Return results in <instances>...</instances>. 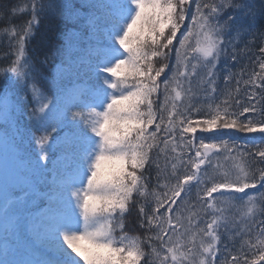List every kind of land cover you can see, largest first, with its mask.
I'll use <instances>...</instances> for the list:
<instances>
[{"label": "snow or ice", "instance_id": "1", "mask_svg": "<svg viewBox=\"0 0 264 264\" xmlns=\"http://www.w3.org/2000/svg\"><path fill=\"white\" fill-rule=\"evenodd\" d=\"M192 4L4 6L0 18H28L0 29V264H264V147L248 151L223 131L264 134V46L251 70L230 66L241 33L255 26L242 20L255 13L245 0ZM47 17L86 33L83 86L62 87V46L30 51ZM25 110L39 133L26 170L15 163L24 159ZM57 149L64 163L49 183ZM133 209L142 234L126 230ZM10 237L35 258L8 259Z\"/></svg>", "mask_w": 264, "mask_h": 264}, {"label": "trees", "instance_id": "2", "mask_svg": "<svg viewBox=\"0 0 264 264\" xmlns=\"http://www.w3.org/2000/svg\"><path fill=\"white\" fill-rule=\"evenodd\" d=\"M21 2V0H0V13L4 12L5 5H11ZM70 3L79 6L80 0H69ZM245 2L251 4V11L255 13V20L253 21L251 16L244 17L242 24L247 26L254 23V27L247 32H242L237 41V49L239 51L238 61L235 64L230 65L232 71H238L241 67L247 66L249 70L252 69L253 65L251 61H254L257 56L260 55L258 49L264 46V0H245ZM192 11L195 9V0L191 5ZM27 16H3L0 18V29H3L9 24H20L25 21ZM191 21V14H189L188 19L185 21V26H187ZM184 28H181V32ZM83 30L78 24H74L66 19H60L56 17H47L41 20V23L36 30V35L31 40L29 45L30 51H33L34 55L41 56L45 51H47L52 45L62 46L64 51L63 54L58 57L55 61V66H59L62 70L61 85L63 88L71 90L77 85L83 86L86 83V78L84 72L81 69L80 60L82 57L87 55V42L84 41ZM7 51L6 45L0 43V63L4 62V53ZM175 62V56H172V63ZM220 67H223V62H221ZM49 72L55 75L54 65H49ZM163 78V77H162ZM246 78V77H245ZM50 79V77H48ZM2 84V81H0ZM219 87L223 89V81H218ZM234 86V85H233ZM52 91H55L53 89ZM257 91H259L257 89ZM51 95V93H49ZM241 97H244L243 86L241 88ZM246 102V101H245ZM29 113L25 110L22 117L21 127L25 129V139L23 143V148L21 149V154L24 159L22 161H15V163L23 169H28L31 167V163L35 161V153L39 151L36 147L34 138L38 136L39 133L36 132V125L34 121L28 120ZM25 122L27 124L25 125ZM4 127L3 120H0V130ZM30 128L29 133L27 129ZM225 132L224 138L235 141L238 145L245 147L248 151H252L254 146L260 145L264 147V134L257 133H240L235 130H223ZM200 135V133H198ZM206 136H213V133H205ZM219 138V137H216ZM26 150V151H25ZM0 153H2V146H0ZM257 161L259 158H256ZM64 162L63 154L59 149L50 153V159L47 162V169L44 175L48 180L51 179L53 170L58 166H62ZM13 160L10 155V164ZM226 163V162H224ZM264 166V165H260ZM152 176L155 177V169L152 170ZM155 183V179L152 181ZM258 189H249L248 191L256 192ZM40 192L46 191L45 188L41 187ZM195 192V189H193ZM242 195V194H238ZM126 230L131 235L138 233L142 234V230L137 225V211L133 209L126 217ZM119 234V233H117ZM23 243L16 241L14 238L9 239L8 248V259H31V257L26 258L25 255L28 254L22 247ZM17 248H20V252H17ZM0 258H3V240L0 239Z\"/></svg>", "mask_w": 264, "mask_h": 264}, {"label": "rangeland", "instance_id": "3", "mask_svg": "<svg viewBox=\"0 0 264 264\" xmlns=\"http://www.w3.org/2000/svg\"><path fill=\"white\" fill-rule=\"evenodd\" d=\"M221 162H222V163H224V161H223V160H221ZM59 167H61V166H58L57 168H55V171H53V173H52V175H51V179H50V180H52L53 176H54V175H55V173H56V170H57ZM50 180H49V181H50Z\"/></svg>", "mask_w": 264, "mask_h": 264}]
</instances>
